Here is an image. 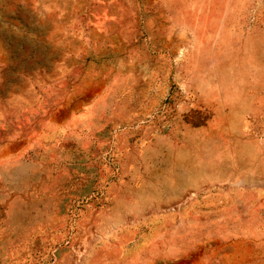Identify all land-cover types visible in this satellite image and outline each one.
Masks as SVG:
<instances>
[{"label":"rangeland","instance_id":"rangeland-1","mask_svg":"<svg viewBox=\"0 0 264 264\" xmlns=\"http://www.w3.org/2000/svg\"><path fill=\"white\" fill-rule=\"evenodd\" d=\"M0 264H264V0H0Z\"/></svg>","mask_w":264,"mask_h":264}]
</instances>
